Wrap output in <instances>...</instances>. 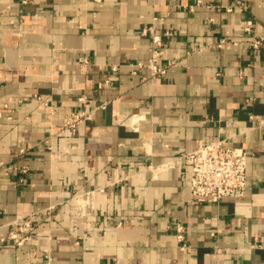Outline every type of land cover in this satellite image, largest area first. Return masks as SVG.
Masks as SVG:
<instances>
[{"label":"crops","instance_id":"obj_1","mask_svg":"<svg viewBox=\"0 0 264 264\" xmlns=\"http://www.w3.org/2000/svg\"><path fill=\"white\" fill-rule=\"evenodd\" d=\"M242 1L0 0V242L25 218L33 235L0 264H264V51L243 28L264 35V0ZM153 23L175 31L172 64L144 80L131 64ZM80 109L92 117L62 131ZM216 138L249 152L247 193L197 203L180 155ZM93 189L78 216L71 198Z\"/></svg>","mask_w":264,"mask_h":264},{"label":"built area","instance_id":"obj_2","mask_svg":"<svg viewBox=\"0 0 264 264\" xmlns=\"http://www.w3.org/2000/svg\"><path fill=\"white\" fill-rule=\"evenodd\" d=\"M215 0H196L195 6L205 4L211 7ZM235 3L241 10H247V6L242 0H235ZM227 11H232V6H228ZM193 10V6L191 7ZM157 20V18H155ZM212 20V19H211ZM256 22L252 19L244 20V32L250 48L258 53L264 51V35H256ZM150 38V57L148 60H138L131 64V74L137 76L141 69L150 71L149 77L143 79L155 78L166 74L172 62H164L166 53V43L173 38L175 31L171 28L159 32L155 23L145 26L141 32ZM240 41L228 38H220L215 45L217 47H230L237 45ZM202 48L195 43L194 51ZM113 72L119 71V66L114 65ZM110 80H106L100 85H108ZM84 100V98H80ZM93 113L87 109H80L72 112L63 121L64 132L74 135L79 126L92 117ZM249 152L240 147H233L228 144L224 138L206 140L198 148L183 152L180 158L190 169V193L191 198L197 203H220L226 198H239L247 193L248 189V163ZM97 190H88L82 194H76L71 198V208L78 216H91L96 209ZM176 237L179 242L186 245L187 227L182 222L173 225ZM214 235V234H213ZM33 238L32 221L25 218L21 224H17L16 229L12 230L8 236L1 238L0 254L6 252L11 246L20 247ZM256 248L263 253L264 240L256 244ZM50 260V255L47 256ZM231 264H242L238 260Z\"/></svg>","mask_w":264,"mask_h":264}]
</instances>
